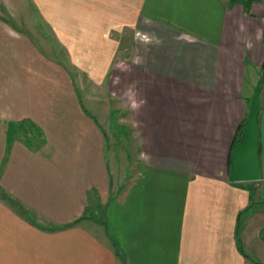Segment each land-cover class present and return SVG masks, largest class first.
Wrapping results in <instances>:
<instances>
[{
  "label": "crops",
  "instance_id": "crops-1",
  "mask_svg": "<svg viewBox=\"0 0 264 264\" xmlns=\"http://www.w3.org/2000/svg\"><path fill=\"white\" fill-rule=\"evenodd\" d=\"M30 1L68 61L24 41L0 57L18 83L0 100V264H264V0ZM259 85L263 179L232 183Z\"/></svg>",
  "mask_w": 264,
  "mask_h": 264
},
{
  "label": "rangeland",
  "instance_id": "rangeland-1",
  "mask_svg": "<svg viewBox=\"0 0 264 264\" xmlns=\"http://www.w3.org/2000/svg\"><path fill=\"white\" fill-rule=\"evenodd\" d=\"M14 1L12 0H2L0 1V26H4L7 28L8 31L5 33L2 32V41L0 42V57L2 59H8L13 58L19 59V53H16V48L19 47L16 41H21L27 44L29 46V52L30 49L32 50L33 47L36 48V51H39L40 54L45 56V58L49 60H62L59 61V63L64 61H68V58L66 56V52H68V47L65 45V42L62 39V33H59L55 28L52 27V23L48 18L46 19L44 16V10L39 8V6H35L34 1L30 0H23L21 3V10L27 11L26 17L22 16L21 19H19L18 16L15 14V7H14ZM39 8V9H38ZM25 13V12H24ZM3 16V17H2ZM24 18V19H23ZM10 28V29H8ZM4 36V38H3ZM109 38L112 40H116V34H108ZM5 40V41H4ZM7 42V43H6ZM10 47L11 50L8 48ZM75 61L80 62V57L75 56ZM66 66H68V63H66ZM75 76V74H74ZM72 77V76H71ZM74 78V77H73ZM10 84V85H8ZM18 83H15L10 80L4 79L3 81L0 79V100L2 99L3 93L2 91L5 89V94H7L10 90L14 91V88H17ZM74 85L78 87L79 94H80V101L82 102L84 97V91L80 88V84L76 79V82H74ZM256 89V88H255ZM255 91V90H254ZM2 93V95H1ZM4 94V95H5ZM255 94V93H254ZM252 101V100H251ZM84 103V102H83ZM251 104V102H250ZM50 105V103H46V106ZM85 105V103H84ZM90 106L86 108L88 111ZM85 110V111H86ZM90 112H92L93 117H96L97 120H99L100 113L94 111L93 108H90ZM111 130V129H110ZM107 130V131H110ZM130 130L126 128H118V131L116 130V133H111L109 135V149L112 147L113 141L114 143L116 141V146L119 143L120 151H124L127 149V147L124 145L126 144V140H130ZM119 137L120 142H117L116 138ZM123 143H125L123 145ZM110 155V152H109Z\"/></svg>",
  "mask_w": 264,
  "mask_h": 264
},
{
  "label": "water",
  "instance_id": "water-1",
  "mask_svg": "<svg viewBox=\"0 0 264 264\" xmlns=\"http://www.w3.org/2000/svg\"><path fill=\"white\" fill-rule=\"evenodd\" d=\"M262 85L256 87L251 101L248 122L244 127L243 136L232 149L231 172L228 176L232 183L258 182L263 179L259 153L258 115L262 111L260 103Z\"/></svg>",
  "mask_w": 264,
  "mask_h": 264
},
{
  "label": "trees",
  "instance_id": "trees-1",
  "mask_svg": "<svg viewBox=\"0 0 264 264\" xmlns=\"http://www.w3.org/2000/svg\"><path fill=\"white\" fill-rule=\"evenodd\" d=\"M234 1L235 2H238V1L241 2L243 7L248 11L252 2H254V1H262V0H234ZM247 122H248V118H247L246 122L243 124V126H241L239 128L240 131H239V138L237 140L238 143H239V141L241 140V138L243 136V131H244L243 129L246 126Z\"/></svg>",
  "mask_w": 264,
  "mask_h": 264
}]
</instances>
